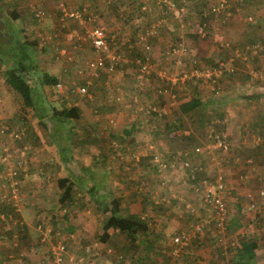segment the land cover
I'll list each match as a JSON object with an SVG mask.
<instances>
[{
    "label": "crops",
    "instance_id": "crops-1",
    "mask_svg": "<svg viewBox=\"0 0 264 264\" xmlns=\"http://www.w3.org/2000/svg\"><path fill=\"white\" fill-rule=\"evenodd\" d=\"M36 1L37 4L39 3L42 4V9L46 10L48 17L44 18L43 20L40 19L38 20V22H36V18L33 16V12H32L33 9L35 10L36 8L34 7L36 4L34 2L32 6H30L31 9L28 8L30 13L29 16L32 18L33 22L27 23L26 22L27 20L23 21L21 24L20 22H17L20 25L19 27H17V29H19V31L22 32L23 34L22 38H26L27 41L30 40L29 41L30 51H31L30 58L32 57L35 68L29 70L26 73V75L33 85L34 97H36L37 100L39 101V95L38 93L35 92V88H34L35 84H33L31 77V74L35 75L36 72H39V75L37 77V79H39L38 83L42 85L44 90L45 87L49 89V91L53 95L52 98H48V99L46 98L47 99L46 104L39 102L41 105L39 106V104L37 103L36 104L37 109L25 107L22 104V99L20 95L14 90L10 89L6 84H4V76L2 75V82H0V101H1L0 128L2 129V133L4 131L9 133L14 130L23 133L21 137L24 135L25 142H23V144L19 143L21 137L18 139H14V141H12L13 143L11 144L13 148H20L24 145L29 147L28 154L25 155L26 158L25 173L22 176L21 175L19 176L21 177V181L19 184L21 186L20 193L22 197H24L23 190L25 189L23 187V184L27 183L28 184L27 186H30L28 190H30L31 193L35 196V199L37 198L36 200L38 202H41L44 195L43 194L44 191L49 192V189H51L52 193L56 194V192L57 193L60 192L59 182L61 179H64L66 181L68 180L71 181L73 179L74 182L78 183L79 190L82 193L85 191V194L88 197L89 202L94 203L93 201L95 200L92 199L87 192L88 187L94 184L95 189H97L96 192L98 193L96 195L101 194L105 186H109V185L111 186V182L113 181L112 176L117 170L116 168L111 166V162L113 163V160H111V158L116 156L118 152H115L113 150L114 148H110L108 150L107 149L108 147H104V145H102L101 134H104L106 137L109 134L110 136H115L112 135V133L110 132H115V130L118 127L112 128L113 125L110 126L109 133L103 132L102 129H100L99 127H106L105 122L111 124L113 118L114 121H116V118L119 119V116L123 111H121L118 106H116V109L112 112L107 111L108 110L106 106L107 100L105 99V97H108L110 100H112L113 95L116 93V90H120V94L122 96H125L124 94L126 91V100L130 102L131 105L130 109L126 110L127 114L131 112L130 118L129 117L127 118V120L130 119V122L128 123V125L125 124L122 125L119 134L116 133L117 139L123 140V141H119V140L117 141L122 144L124 142L125 137H129L128 135H130L131 131L133 129H136L138 124H142L141 122L133 119V116L134 113H139L137 109H141L142 108L140 107L141 105L145 106V104H147L148 101H150L151 95L147 100H144V97H147L152 92L151 90H154L156 87H160L164 85V89L167 92L162 93V95L163 98H165V100L167 101L168 95L169 98H172L174 94H176V96L181 97V95L188 92L189 89L185 90L184 93L182 92L180 93L176 89L180 88L183 83L177 86L171 85L168 81H165L164 79L162 80L165 81V83L163 81H160V77L158 76V72L160 71V68L162 67V69H165L166 61L161 57V51L166 46L165 42L168 39L167 36L170 37V32L168 30L165 32L159 31L157 35H155L154 37H150L148 39L149 42L151 43L150 51H152V53L150 54L152 56V60L155 62L153 63L154 69H151L152 71H154V75H151L153 76V78L150 80L151 76H149L147 78L148 81L150 80L149 83L148 84L145 83L142 85H138L136 80L134 79L135 67L132 66L133 60L136 57H139L138 54H141L139 52H142L140 48L141 42L140 41L139 43L137 42L138 36L141 35V32L139 30L138 32L135 33V27L139 26L140 24L139 21L142 19V17L148 20L154 14L160 13V11L151 2H150L151 5L149 6V9L151 11L145 12V14L143 11H141L140 6L137 5L136 7L138 9L135 15L132 16L129 15V17H127L128 21L126 22H128L129 25L124 27L120 22V18L118 17L121 15L112 14L111 11L109 10L114 0H101L103 3H101L99 0H52L56 3L55 4L56 6H54L52 2L48 0H36ZM143 2L144 5L148 6L146 0H143ZM130 4L134 6L133 2H131ZM253 6L254 5L251 6L250 3L248 5V9L247 7H245L240 11L239 14L253 11L252 9ZM14 8H15L14 10H16L17 5ZM82 9H84L83 17L93 14L95 15L94 16L95 19L89 21L84 20L83 23H79L77 20L75 21V19H73L72 17L68 18L63 16L64 10L80 11ZM262 11L263 10H259L260 12L259 14L263 17L264 12L262 13ZM127 12L128 10H126L125 15H127ZM254 12L256 13L255 14L256 17L258 10L256 9L254 10ZM237 14L238 12H234L232 16V19L235 20V22L237 19H241L239 17V14L238 16H235ZM121 18L123 20L124 19L126 20V17L124 16H122ZM256 18L262 20V18L260 17H256ZM164 19L166 20V18ZM174 21L178 22L179 19L176 18V20ZM229 25H227L228 27H225L224 30H222L221 32L219 31L217 34L221 37L233 35L235 37L238 36L237 38H241L242 37L241 32L243 30L244 31L248 30L247 27H240L238 23L235 24L230 23ZM92 26L104 27V30L106 31L107 35L112 37L111 43L113 45L116 44L118 48L121 47L119 43H121L123 46L125 45L126 47L127 45L128 46L131 45L130 48H124V49L119 48L126 54L128 63H123L120 66H118L116 68L118 69V71L108 72L104 68V66L107 64V61H104L103 67L100 68L95 67L94 60L96 57V52L94 51V48L91 46L90 42L82 39L81 36L87 28H90ZM129 30H132L130 35L132 39H129L130 42L128 44L126 43L128 37H125L123 33H125V35L126 34L129 35L128 33ZM134 33L135 36H133ZM184 39L187 40L188 38L184 36ZM119 40L120 42H118ZM189 42L190 41L187 40L188 44H190ZM202 43L203 42L197 43L198 47L201 46ZM203 49L206 51L204 52L205 55L208 54V56L211 57L212 54H214V50H216V52L217 50H222L217 48L215 49L212 45H210V47L208 46L201 47V51ZM154 50H156L155 54L153 53ZM30 51L28 53H30ZM88 52H90V54H88ZM257 59L258 58H256L254 62L241 61L240 63H238L239 61H237L235 62V65L233 67V74L232 75L230 74L229 77L226 75H223L221 77L219 81V85L221 88L220 102L219 100H213L211 98L212 94H209V97L206 96L203 97V95L201 94L202 92H200L201 89L200 86H203L204 83H199L198 86L199 87L198 94L200 95V101L202 102V104L207 102L208 106L220 112L221 115L220 118H218V120L222 121V123L217 125L216 130L222 131L225 134L230 148L229 150L230 152L227 153V156L222 158L226 170L225 183L227 188L229 189V193L226 198L227 207H228V219H227V224L226 222L224 223V227L226 225L227 229L223 228L219 230L212 226L208 228L210 232L216 231L220 234H224L225 232V234L227 235V230H229V228L234 227V230H232L233 232L229 231L230 234H229V239L227 241L226 240L223 241L224 239V235H223L221 242L224 244L227 243L230 239H233L231 237L232 233H235L237 235L241 225L244 223L243 222L244 216H250V213L248 211H244V206L246 204V200L244 199L245 198L244 194L246 193L247 190H249L254 194V198L258 206L264 207V196L257 195L258 190L260 188L264 189V165H262V162H264V88L262 89L258 88L256 86L257 83L254 84L255 82H253L255 79L259 80L260 77V75L258 77L259 71L257 68V66H260V64H257L258 63ZM5 63L7 64L8 61H5ZM10 65H11L10 61L6 66L3 65L2 74L4 70ZM252 65L255 67V69H257L255 70L256 72L252 71L251 69L253 67ZM121 68L123 69L121 70ZM42 73H47L48 75L54 76L56 78L55 83L60 82L62 84V89L60 91L55 90L53 87L55 83L50 85L41 84L40 77ZM102 73H103V79L101 77L98 78L99 75H101ZM236 74H238L237 77H235ZM120 83H125L126 85L130 83V87L132 90H124L118 88V85ZM81 84L86 85L87 93L85 95L80 96L66 91L76 85H81ZM237 85L246 86L245 92L240 93L238 91ZM93 86L97 90L96 94H95L96 90L92 94L94 90V88L92 89ZM204 86H207V84H204ZM103 87H106V89L108 88L106 92L104 89H102ZM166 87L168 88V90ZM206 88L209 90L208 87ZM130 91L132 92L131 94L129 93ZM172 93L173 95H171ZM92 98L100 99L99 101L101 102L102 107L99 106V103L98 105H96L97 106L96 107L94 103H92L91 101ZM19 100H20V105L17 106L16 104L17 101ZM54 103L56 105H54ZM14 105L15 107H13ZM136 116L140 118V115H136ZM109 119H111V121H109ZM247 119H248L247 126L243 127L242 124ZM206 126H207V122H206ZM70 131L74 132L75 137L79 136V134L82 136L83 132H85L84 137L82 138L83 144H80L79 140H77L76 137V142L78 144L77 150L78 148L82 150L80 151L81 160L80 161L79 159L76 160L77 163L80 162V165L78 167L79 173H77V175L74 176H72L71 172L68 170L66 166L67 161H64L62 158L64 152L66 153L73 152L74 155L76 153L75 149H73L72 147L73 145L71 143ZM93 131H97L96 135L98 136V139H94V140L89 139L88 132L91 133ZM181 131L183 132V130L180 129L179 127L176 128L175 133L179 135ZM184 131L187 132L188 130H184ZM253 139L256 140L254 141ZM144 140H147V138H144ZM127 141H129V138ZM84 144L86 146H84ZM130 144H132V141L130 142ZM164 146H167V144L161 145V147L163 148L162 151L165 153H160V154H162L165 157L167 156L166 151L169 150L168 149L169 147L167 146V148H164ZM83 149L86 151H83ZM79 155L80 154L78 153V156ZM235 155H238V160L237 157H234ZM163 156H161V158H163ZM257 156L263 159L260 158L259 159L257 158V160L254 159ZM251 158H253V164H249L252 161ZM246 159H250V162L246 163L245 162ZM148 161L152 162L151 160ZM203 161H205V159L204 160L197 159V161L195 160V162H192L193 164L197 163L203 167V170L198 171L199 173L198 178H196V180L194 181H191L187 178V170L185 167L181 165V160L178 159V161L176 160L175 163H169L170 167L176 164L174 167H172L174 170L170 168L171 171H176V170L179 171L173 174L172 177L173 179L168 185H167L168 181H165V179L163 180V177L159 175L160 182L164 181L165 186L161 188L162 189L161 191L160 190L156 191L157 193L155 197L161 198L160 197L161 195L169 194V197L165 198L166 201L171 199L172 197L178 198L180 202L184 204L185 207H188V205L196 206L197 211L202 214V217H199L200 219L202 220L208 219L204 217L206 216L210 217V213L204 208L202 204V199H201L202 189L201 186L197 184V182L199 181V178H201L206 171H209L211 169L212 163L209 161V158L207 162L203 163ZM166 162H169V160H166ZM166 162L163 161V159L162 161H160V163H162L161 164L162 166H165ZM151 164L154 165L153 163ZM149 167L146 168L142 167L141 169L144 170L143 172L148 174L149 171H147V169ZM136 172H140V171L138 170ZM124 173L129 174L130 171H122V174ZM167 175L168 173H166L164 176ZM250 175L255 176V179H258L260 180V182H262L256 188V190H250L248 187H244V185L242 187H238V184L240 183H237V178L235 177H238V180L244 183L247 181L246 179L247 176ZM150 177H151L150 175H147V177H144L143 179L144 180L143 182H145L147 187L151 184H155L156 182V179L154 177L152 178ZM80 178H81V183L76 181L77 179ZM44 181H47V183L45 184ZM148 190L149 192H151V189L148 188ZM34 191L37 194L34 193ZM151 197L154 196L152 195ZM44 198L47 199L45 195ZM172 201L175 200L173 199ZM26 204L27 203L25 202V206ZM125 206L128 207L129 212L132 214H140L143 211L142 209L141 211L134 212L129 205L125 204ZM141 207L143 208V205H141ZM25 208L27 209L28 212L27 214H26V210L23 209L22 207V210L20 209V211L15 212L14 216L17 217L16 219L17 222L22 221L21 217L24 218L25 221L22 222V225L25 227L26 234L24 232V237H26L27 239L30 236L28 231H31V233L35 232L38 235L36 227L35 229L33 227L35 225L36 218H39V214L35 215V217L33 216L34 221H32V212L35 211L34 210L35 208H39V205H34L29 207L26 206ZM175 210L176 211L174 210L172 211L174 214V216L172 215V217H170L169 214L165 213L164 221L167 222L169 227L172 228L176 227L177 232L179 231V228L183 229L186 227L189 230L193 231V236H194L195 233L193 230V225H192L193 223L191 222L193 220V216L191 215L192 220L190 221L188 220L186 213L185 215H183V211L180 212L179 209H175ZM167 212H171V211L168 210ZM262 214L264 215L263 212ZM241 215H244L242 221H241V217L239 218V216ZM53 224L59 225L57 224L56 221ZM150 226L151 228H153L151 224ZM263 229H264V225L261 226V230ZM150 235L153 236L152 231L150 232ZM252 236L256 240L258 247L261 241L260 239H258L259 238L258 232L254 235L252 234ZM75 238H76L75 243L88 244L94 242V241L91 242L84 241L83 239L77 237ZM204 239L205 237L201 239L202 240L201 242L200 241L198 242L205 243ZM37 242L39 241L37 240ZM97 242L99 241L97 240ZM106 243L107 241L98 243L100 247V251L102 250L101 248L102 245ZM74 246H75L74 243L69 244V247L67 249L68 254L72 253L71 250L74 248ZM45 255L46 252L40 253L35 258V261L32 264H38L39 259ZM260 256L262 259L264 255L262 254ZM260 256L256 254V249H255L254 258L248 264H258L259 263L258 258H260ZM105 260L106 259H103L100 254L97 261L92 260L93 263L91 264L111 263L110 260L109 261L106 260L108 263H106ZM202 263H204V261H201L198 264H202Z\"/></svg>",
    "mask_w": 264,
    "mask_h": 264
},
{
    "label": "rangeland",
    "instance_id": "rangeland-1",
    "mask_svg": "<svg viewBox=\"0 0 264 264\" xmlns=\"http://www.w3.org/2000/svg\"><path fill=\"white\" fill-rule=\"evenodd\" d=\"M5 1H8V4H10V3L16 4L17 8L15 10V13L8 14L6 16L4 15V13L3 14L0 13V49H2L1 51L4 54H6L5 52L8 51L10 48L11 49L13 48L16 51L17 48H15V44H14L15 40H13L14 39L13 32L17 33V31H16L17 27L20 26L17 22H20V24L25 20H27L26 21L27 23L33 22L32 18L29 16V14H30L29 9H31L30 6H32V4L34 2L37 3L36 0H5ZM48 1H51L52 4L54 6H56L55 5L56 3L54 1H52V0H48ZM99 1L101 3H103L101 0H99ZM137 1H135V0H114V2L112 3V6H110L109 10L111 11L112 14H115V15L120 14L121 16H118L120 18V22L122 23V25L124 27H126L129 25L128 22H126V21H128L127 17H129V15H131V16L135 15V13L138 9L136 7ZM158 1H160V0H156V2H158ZM210 1L211 2H209V4H211L213 0H210ZM235 1L236 0H227L228 5H233L235 3ZM131 2L134 3V6H132L130 4ZM237 3L241 4V2H239V1ZM261 3L262 2L257 3L260 5L256 6L257 10H258L256 17H260V18L264 19V16L262 17L259 14L260 13L259 8H262L264 2H263V4H261ZM211 5H213V4H211ZM4 6L5 5H3V7ZM241 6L247 7V9H248V5L242 4ZM126 10H128L127 15H125ZM260 10H262V9H260ZM239 13L240 12H238V14ZM238 14L235 16H238ZM254 14H256V13L255 12H253V14H250V12L241 13V14H239V17L241 19H237L236 22H235V20L232 19L233 15H231V17L229 15L227 17V19L225 20V22H226V25H229L230 23H234V24L238 23L240 27H247L248 23H246V22L248 21V18H246V17L249 15L253 18ZM14 15L16 18H13ZM263 15H264V13H263ZM122 16L126 17V20L125 19L123 20L121 18ZM254 17H255V15H254ZM256 17L253 18L252 20L255 19L256 21H261V19H257ZM42 20H43V18H42ZM141 21H145L144 17H142V19L139 21L140 26L135 27V33L141 29L142 24H143ZM166 22L168 23L166 25V27L168 28V31L174 32L173 30L176 28V26H173L170 19H167ZM262 23L264 24V20L262 21ZM213 25H215V23ZM13 28L16 30H11ZM229 28H231V27H229ZM259 31H260L259 34L264 35V29L263 30L261 29ZM131 32H132V30H129V32H128L129 35L128 34L125 35V33H123V35L125 37H128V40H126V43L130 42L129 39H132L130 37ZM135 33L133 34V36H135ZM180 34L182 35V38L184 40L183 28H181ZM167 37H168V39L166 40V42H169L170 37L169 36H167ZM237 37L238 36L235 37L232 35V36H225V37H220V38L221 39H228L231 42L237 43V42H240V40H241V39H238ZM242 41H243V39H242ZM118 42H120V40ZM200 42H203V43L199 47H198V45H193V44H187L186 45V46H188V48H187L188 54L186 56L190 57L191 59L196 58L198 61L197 60H194V61H196V63H198L200 66H202V67H200V66H198V67L206 68L208 65H212L214 62L219 61L221 58H224V56L226 55V52L222 51V50H217V52H216V50H214V54H212V57L208 56V54L205 55L204 52H206V51L204 49L201 51V47H206V46L210 47V44H209L210 42H208L207 39L202 40V39L197 38L195 40V44L200 43ZM119 45L121 46L119 48H122V49L125 48V45L123 46L121 43H119ZM115 46H117V45L115 44ZM166 48H167V46H165L161 51V57L165 61H166V59L163 57V54H164V51ZM148 53H152V51H148ZM153 53L155 54L156 50H154ZM263 53H264V50H262L261 53L257 51L256 54H252L254 56L253 58H258L257 64H260V66H257L258 71H259L258 77L260 75L259 80L255 79L253 82H255L254 84L257 83L256 86L258 88H261V89L264 88V81H263L264 80V54ZM88 54H90V52H88ZM2 58H6V57H2ZM179 58H180V56H179ZM241 58H242V61H244L243 58H245V57L241 56ZM241 58H240V60L237 59L236 62L239 61L238 63H240ZM154 60H157V59H154ZM3 61H0V82H2L3 65L6 66L9 63L8 62L6 64L5 63L6 60H3ZM187 62L188 61L185 62V59L183 61L181 60L180 63L178 62L179 65L176 66V69H174L171 66L172 64L168 65L165 62V69L166 70L167 69H173V71H177L179 69H183L185 67V65L183 66V64L187 63ZM149 64L152 65V66H150V70L154 69L153 63L149 62ZM122 69L123 68H121V70ZM251 69L253 72H256L255 70H257V69H255L254 66ZM261 69H262V72H261ZM121 70H119V71H121ZM116 71H118V69H116L114 72H116ZM166 73H168V71H166ZM38 75H39V72H36L35 75L31 74L33 84H35L34 85L35 92L38 93V95H39V102L46 104L47 99L52 98L53 94L46 87L44 90L42 85H40V83H38L39 82V79H37ZM237 75L238 74H236L235 77H237ZM100 77L103 79V73L101 75H99L98 78H100ZM261 77H262V79H261ZM152 78H153V76H151L150 80ZM222 80H223V78H222ZM149 81L147 79L146 83L148 84ZM201 83H204V82L201 81ZM180 84L181 83H176L175 86L180 85ZM204 84H206V83H204ZM94 86L92 87V89L94 88ZM186 86H181L180 88H177L176 90L184 93L186 90V88H184V87H186ZM237 86H238V90L240 93L245 92L246 86H242V85H237ZM118 88H121L124 90H132L130 87V83L128 85H126L125 83H120L118 85ZM200 88H201L200 92H202L201 94L203 95V97H205V96L209 97V90L203 86H200ZM102 89H104L106 92L108 88L106 89V87H103ZM248 89H247V91H248ZM95 90H96V88H94L92 94L95 92ZM114 90H113V92H114ZM122 92H123V90H122ZM96 93H97V90H96L95 94ZM129 93L131 94L132 92L130 91ZM207 94H208V96H207ZM124 95L125 96H122L120 94V90H116V93L113 95V99L115 101L113 99L110 100L108 97H105V99L107 100L106 101V106L108 108L107 111L112 112L116 109V106H118L119 109L123 112L119 116V119L116 118V121H114V118H113L111 124L105 122L106 127H99L105 133H109V131H110L109 127L112 125H113L112 128L118 127L115 130V132H110V133H112V135H115V136H110V134H109L106 137L104 134H101L102 135V145H104V147H108L107 148L108 150L110 148H114L113 150L115 152H118V154H116V156L111 158V160H113V163L111 162V166L117 169L116 172L112 176L113 181L111 182V186L110 185L105 186L104 190L113 191L115 196L120 197L121 205H125V204L129 205L130 208L134 212H138V211H141L143 209V211L141 213L140 212L139 213H140V215L142 214L145 217H149L148 221L150 220L149 222L153 227V228H151L153 236L150 235L152 240H149V241L143 242V241L137 240L136 248L132 249L130 246L129 240L127 241V239L124 237V235H120L116 231H110L111 235H110L109 239L107 240V243L102 245V247H101L102 250L100 251L101 252L100 254H101L102 258L106 259L108 261L110 260L111 261L110 264H185L186 262L198 264L201 261H204V263H202V264H222V263L231 264L230 260H232L233 252L232 253H229V252H231L230 250L233 251L232 247L235 244H237V240H239L238 238H240V236L236 235L235 233H232L231 237L233 239H230L225 244L222 243L221 241H222L223 235H224L223 241L224 240L227 241L229 239V234H230L229 231L234 230V227L229 228V230H227L228 236L225 234V232H224V234H220L216 231H214V232H209V230L207 232L203 231L202 235H200V237H201V239H203L205 237V239H204L205 243L193 242L194 240H191L192 244L189 245L187 248H185L186 250L184 249L185 254H186L184 258L179 257L181 255H177V256L176 255H170L171 239L174 235L177 234V230H176V227L172 228V227L168 226L167 222L164 221V216H165V213L169 214L170 217H172V215L174 216L172 211L173 210L176 211L175 209H180L181 205H178L175 202H171L172 201L171 199H175V198H171V199L166 201L165 198L169 197V194L161 195L160 196L161 198L155 197V195L157 193L156 191H158V190L161 191L162 190L161 188H163L165 186L164 181H162L164 183L160 182L159 175H161L163 177V180L165 179V181H168V183H167V185H168L171 182V180L173 179L172 178L173 174L176 173L177 171H179V170L171 171V169L174 170L172 167H174L176 164L173 165L172 167H170L168 165L169 162H171L175 158L172 154H170L171 153L170 150L171 151H178L181 148H184V149L188 148V151H190L197 144L192 145L193 143H187L183 139L176 138V136L181 137L182 133H187L188 131L187 132L183 131L179 135H177L174 132L171 133V135H174L175 137H169L170 135H165V133L162 132L163 131L162 128H164L163 124L161 123V121H157L159 116H156V118H155L156 123H153L154 118L148 119V117H147L148 113H146V109L149 108L150 106L157 113L161 112V110H158V108H162V111L166 112V115L169 117V119H176L177 110H176V107L173 103L174 100L172 98H169L171 100L170 102H167L166 100H162L161 103H158V102L153 103V102H151L152 100H150V101H148L147 104H145V106L141 105L140 107H142V108L137 109V111L139 113H134L133 119L141 122L142 124H138V126L140 125L139 128L137 126V128H136L137 130L133 129L131 131L130 135H128L129 137H125L124 142L122 144L119 143L117 141L119 139H117L116 133L119 134V131L121 130L122 125H124V124L128 125V123L130 122V119L127 120V118L128 117L130 118V115H131L130 114L131 112L129 114L126 113V110L130 109V106H131L130 102H128V100H126V91H125ZM116 96L119 97L118 100L115 98ZM148 98L149 97H144V100H147ZM99 100L100 99H93V98L91 99L92 103H94L95 106L98 105V103H99V106L102 107L101 102ZM12 101H13V99H12ZM0 103H1V101H0ZM165 104H167L169 106L171 105V106L169 108H167V105H165ZM16 105L17 106L20 105V100L17 101ZM54 105H56V104L54 103ZM57 106H59V105H57ZM13 107H15V105ZM198 108H200L199 113L196 112V113L191 114V117H194L195 121L196 120L198 121V124L193 126V123L191 121L190 122L188 121L189 120L188 117H187L188 120L186 118L182 119V123L184 125H188L187 130L192 131L195 134V136L197 138H199V141H200V140H204L207 137L209 127H208V122H207V126H206L205 116H202V113H204V108L206 109V105H204V106L202 105ZM208 110H210V109H208ZM136 115H140V118H138V116H136ZM158 123H159V125H158ZM175 123L177 124V121H175ZM247 123H248V119L243 122L242 126L246 127ZM160 124H162V125H160ZM158 129H160V130H158ZM84 134H85V132H83L82 136L80 134H79V136H76L77 140H79L80 144H83L82 138L84 137ZM96 134H97V131H93L91 133L88 132L89 139H93V140L98 139V136ZM70 137H71V143L73 145L72 147H73V149H75L76 153H75L74 157H72V159L69 162H67L66 166H67L68 170L71 172L72 176H74V175H77V173H79L78 167L80 165V162L77 163L76 160L77 159H79V161L81 160L80 151L82 149L78 148V150H77L78 144L76 142V137H75V134L73 131H70ZM143 137L147 138V140H144ZM128 138H129V141H127ZM141 138H143V139H141ZM10 140H11L10 133H8L6 131H4L3 133H0V142L4 143V145H6L8 143H12V141H10ZM253 140L255 141L256 139H253ZM119 141H123V140H119ZM131 141H132V144H130ZM94 144H95V142H94ZM162 144H165V145L167 144V146L169 147L168 148L169 150L166 151L167 153H169L168 157L167 156L164 157L162 154H160V153H165L162 151V149H163L161 147ZM84 146H86V145L84 144ZM167 146H164V148H167ZM83 151H86V150L83 149ZM78 153L80 154L79 156H78ZM159 154L161 156H163V158H161V156ZM257 158L259 159L260 157L257 156L254 159L257 160ZM162 159L165 162L168 159L169 162H166L165 166H162L161 165L162 163H160V161H162ZM251 159H252V161L249 164H253V158H251ZM260 159H263V158H260ZM148 160H151L152 162H150ZM246 160H245V162H246ZM151 163H153L154 165H152ZM203 163H205V161H203ZM149 165H150V167H149ZM203 166H204V164H203ZM142 167L143 168L149 167L147 169V171H149L148 174L143 172L144 170L141 169ZM26 170H27V168H26ZM30 170H32V169H30ZM138 170L140 172H136ZM122 171H130V173L129 174H126V173L122 174ZM132 171H133L134 176L132 174ZM134 172H136V173H134ZM138 173H140V174H138ZM166 173H168V175L164 176ZM147 175H150L151 176L150 178L154 177L156 179L155 184H151L147 187L145 182H143L144 177H147ZM235 178H237V183H240V184H238V187H242L244 185V187H248L250 190H256V188L262 183V182H260V180L255 179V176H252V175L247 176V178H246L247 181L244 183H242L240 180H238V177H235ZM20 181H21V177L18 178L19 183H20ZM71 181H73V179ZM44 182H45V184L47 183V181H44ZM19 183H18V195H17V198L19 197V201H18L17 210H13V207H12L13 201H11V200L5 201L7 195L5 197L2 196V200H4V201L0 200V264H32L35 261V258L40 253H45L48 246L54 241V236L57 234V231L53 233V236H52V234L48 235L47 233L44 235V238H46L45 244L37 242L38 236H36L37 234L35 232L31 233V231H28L30 236L27 239H26V237L25 238L20 237L19 233L15 232L16 227L13 225L12 220L10 221L8 219V214L10 213L11 216H13L14 220H16L17 217L14 216V213L20 211V209L22 210V207H23V209L26 210V214H27L28 212H27V209L25 208L26 206L29 207V206L39 205V208H35L34 209L35 211L32 212V221H34L35 215L39 214L40 217H43V216L50 215L49 213H52L54 215V219L52 221H56L57 224H59L58 226H61V225L62 226H65V225L71 226V229H72L71 232L73 231L72 232L73 237L81 238L84 241H88V242H91V241L97 242L98 236L100 235V233L102 231L101 220H102L105 213L103 210H99L100 208L96 207L95 203L89 202L88 197L85 194V191L82 193L78 187H77V189L72 188V191H71L68 198H66V196H64L62 200H59L58 199L59 195H60L59 192L58 193L56 192V194H55V193H52L51 189H49V192H45L43 190L44 191L43 194L46 196L47 199H45L44 195H43L41 202H38L36 200L37 198L35 199V196L31 193L30 190H28L30 188V186H27L28 185L27 183L23 184V187L25 189L23 190L24 191V193H23L24 197H22V195L20 193L21 186ZM148 188L151 189V192H149ZM143 192L147 193V196H148L147 198L141 197V194ZM5 193H6V191L4 190V187L0 183V196L5 194ZM34 193H36V192L34 191ZM152 195L154 197H151ZM178 201H180V200L178 199ZM25 202L27 203L26 206H25ZM3 203H5V205H3V208H2L1 204H3ZM179 203H181V202H179ZM54 205H55V208H54ZM141 205H143V208L141 207ZM263 208L264 207L259 206V209L264 213ZM168 210H170L171 212H167ZM183 215H185V214L183 213ZM203 216H205V215H203ZM243 216L244 215L239 216V218L241 217V221H242ZM245 218H246V216H244L243 219H245ZM21 219H22L21 222L25 221L23 217H21ZM262 225H264V217L257 218L256 221L253 223V226H254L253 232L247 234L248 236L249 235L251 236L252 234L254 235L258 232V237H259L258 239H260L261 241L259 243V246L256 248V254H258L259 256L262 254L264 255V229L261 230ZM33 228L35 229V225ZM48 229H50V227L46 226L47 231H48ZM22 231L25 232V234H26L25 229ZM180 231L187 232L190 235L193 234V231L189 230L186 227L183 229L179 228L178 233ZM212 231H213V229H212ZM39 232L41 233L40 235H42L43 231L39 230L38 233ZM192 237L193 236H191V238ZM230 242H232V243H230ZM97 245H99V244H97ZM229 248H230V250H229ZM184 250L181 251L180 253L183 252V254H184ZM221 251H223L222 254H221ZM119 255H122V258H121L122 261L121 262H119ZM210 256H212V257H210ZM106 260H105V262L108 263ZM258 261H259L258 264H264V256L262 259L260 256V258H258Z\"/></svg>",
    "mask_w": 264,
    "mask_h": 264
},
{
    "label": "trees",
    "instance_id": "trees-1",
    "mask_svg": "<svg viewBox=\"0 0 264 264\" xmlns=\"http://www.w3.org/2000/svg\"><path fill=\"white\" fill-rule=\"evenodd\" d=\"M137 1V0H135ZM148 3V6L144 5L143 0H138L137 1V5L140 6L141 11L144 12H150L151 10L149 9V6L152 4H154V6L160 11V13L158 14H154L151 18H149L148 20L145 19L144 21H141L142 27L140 29L141 34H144V30L150 25L153 26V28H155V33L151 36H149L146 40V42L149 44V46L151 45V43L149 42V38L150 37H154L155 35H157L159 33V31H167L168 28L165 26L168 23L166 22L167 19H170L171 22H173L174 20H176V16H174L173 14V9H178L180 11V18L178 22H173L172 24H174V26H176V28L173 30L174 32H170V41L166 42V46H170L172 45H176V44H180L186 47V49L188 48V46H186L187 40L190 41V44L193 45H197V43L195 44V40L197 38L205 40L207 39L208 42H210L209 44L212 45L215 49H222L223 51L226 52V55L224 56V58H221L220 60H226L227 58H229V56H231L233 58L231 65L234 67L235 62L237 59L240 60V56L241 55H236L233 52V49L235 47H238L241 51H243V54L245 56H247L244 61L245 62H254L256 60V58H253L254 56L252 54H250V51L248 50H244V47L246 45L250 46V45H255L258 44L261 46V48L258 50V52H262V50H264V35L262 36L259 30H263L264 29V24L262 23V21L264 19H262L260 22L256 21L255 19L252 20L253 18L251 16H247L249 17L248 21L246 23H248L247 31H242L241 32V39L240 42H231L228 39H221L217 33L222 30H224L225 27H227L225 20L227 19V17L230 15H233L234 12H240L242 9H244L245 7H242L241 5H249L251 3V6L254 5L252 7L253 11L250 12V14H253L254 10L257 9L256 6H259L260 3L263 4V0H236L235 3L233 5H228V9H222L220 10V13L218 14H214L212 13V5L213 3L217 2L218 0H213L211 4H209V2H211L210 0H160L159 2L156 3V0H146ZM169 1V2H166ZM241 2V4L237 3V2ZM151 2V3H150ZM37 4V3H36ZM34 7H36L37 9H40L41 11H43L45 14L42 17L43 19L48 17L47 16V12L45 9H42V4L39 3ZM169 4H171V6H169ZM3 5H5L3 7ZM16 4L14 3H10L8 4V1L5 0H0V13H4V15H8V14H12L15 13V7ZM262 9L264 12V4L262 6V8H259V10ZM225 11H229L230 13L226 15ZM214 12V11H213ZM144 16V15H143ZM213 16V17H212ZM246 17V18H247ZM13 18H16L15 15ZM41 18V19H42ZM166 18V20L164 19ZM214 18V19H213ZM178 19V18H177ZM158 20H160V22L158 23V25H154ZM76 21V20H75ZM212 21V22H211ZM36 22H38V20L36 19ZM215 23V25H213ZM140 26V24H139ZM138 27V26H137ZM150 27V26H149ZM148 27V28H149ZM178 27V28H177ZM12 28V27H11ZM181 28H183L184 31V36L187 37V40H183L182 35L180 34V30ZM200 28V31H198L197 29ZM11 30H16V29H11ZM17 33L13 32L14 34V39L15 40V48L16 51L12 48H10L8 51H6L4 53H2V49H0V61L6 60V61H10L11 65L9 67H7L4 72H3V76H4V84H6L10 89L14 90L15 92H17L21 99H22V104L25 107H30L33 109H37V103L40 105L39 101L37 100L36 97H34L33 95V85L30 82L29 78L27 77L26 73L35 68L34 64H33V59L31 56V51H30V45H29V41H27L26 38H22L23 34L21 31H19V29L16 30ZM245 33V34H244ZM243 39V41H242ZM223 40V43L227 42L228 45L224 46L223 44H221L220 42ZM193 41V42H191ZM142 42V41H141ZM212 43V44H211ZM142 52H139L141 54L139 55V58L141 60H143V57L147 58V62H151L154 63V61L152 60V56L150 53H148L147 51H145L142 47H140ZM30 51V53H28ZM150 51V50H149ZM187 54H188V50H187ZM264 54V53H263ZM29 55V56H28ZM135 55V56H138ZM2 57H6V58H2ZM185 62L188 61L187 63L183 64L186 66H189L192 62V59L188 56L184 57ZM195 60H197L196 58H193ZM198 61V60H197ZM242 61V59H241ZM198 63H196L197 66ZM136 64H132V66L135 67ZM199 65V64H198ZM217 66V62H214L212 65H208L210 66ZM200 66V65H199ZM162 69V67L160 68ZM230 74H233V70L229 73L226 72L225 70H223V75L226 76H230ZM154 75V71H150L149 76ZM222 75V76H223ZM41 84H53L56 81V78L54 76L48 75L47 73H42L41 75ZM202 79V78H201ZM160 81H163L162 79H160ZM202 80H191V81H185L182 86H186V90H188V92H186L185 94L180 96H176V94H174V96H172V99L175 101L174 105L176 107L177 110V116L176 119H169V117L166 115V112L162 111V108H158V110H161L160 113H157L156 111H154L153 109L147 108L146 109V113L148 119H153L154 118V122L156 123V116L158 117L157 121H161V123L163 124L162 128V132L165 133V135H170L169 137H175L174 135H171V133H175L176 128H181L183 131L188 129V125H184L182 123V119L186 118L188 120L189 118V122L191 121L193 123V126H195L196 124H198V121L194 119V117H191L192 113H199V109L198 107L202 106V105H206V109L204 108V113H202V116H205V120L206 122H208L211 119H215V118H220V112L217 111L216 109H213L212 107L208 106V103H204L202 104V102L200 101V95L198 94V86L199 83H201ZM165 83V81H163ZM206 83V81L204 82ZM211 85V84H210ZM209 85V86H210ZM177 86V85H176ZM209 86H204L203 87H209ZM164 88V85L160 86V87H156L154 90H151L152 92L147 96L149 97L151 95V102L155 103H161L162 100H165L163 98L162 95V91L158 92V90H160L161 88ZM167 88V87H166ZM214 88V87H213ZM168 90V88H167ZM221 90V88H220ZM67 92H69V89L66 90ZM178 91V90H177ZM239 91V90H238ZM165 92H167L165 90ZM181 93V91H178ZM213 90H209V94H212ZM257 94V93H256ZM173 95V93L171 94ZM199 95V97H198ZM255 95V94H254ZM244 97V94H243ZM163 98V99H162ZM169 99V95L167 97ZM212 98V97H211ZM220 95L218 97H213V100H219L220 102ZM167 99V102H170L171 100ZM167 105V104H165ZM171 106V105H170ZM169 105H167V108L170 107ZM208 106V107H207ZM165 108V107H164ZM210 108V110H208ZM163 117V118H162ZM188 117V118H187ZM160 119V120H159ZM175 121H177V124L175 123ZM205 122V121H204ZM205 122V123H206ZM160 124V125H162ZM159 125V123H158ZM216 129H217V125H216ZM160 130V129H158ZM182 133V131H181ZM178 135V134H177ZM176 138L178 139H183L185 140L187 143H193L192 145H196L195 147H200L202 146V144L206 141V139L208 140V138L206 137L204 140H200L199 138H197L195 136V134L188 130V132L182 133L181 137L176 136ZM23 142H25L24 140V135L21 137V139L19 140L20 144H23ZM13 143V142H12ZM8 144L9 150L13 151L15 149L18 148H13V146H11V144ZM4 143L0 142V156L3 155V147ZM193 147V146H192ZM193 147L190 151H188V148L184 149L181 148L178 151H170L174 157V159L169 162V163H175L176 160H187L189 162H195V160L197 161V159H201L204 160L205 162H207L208 160V156L201 150V152L196 153L194 151ZM230 148H228L227 152H223L220 153L221 156V165L224 166V163L222 161L223 157L227 156V153L230 152L229 151ZM29 149L25 152V155L28 154ZM169 152V151H168ZM63 160L69 162L72 157H74V153L73 152H64L63 153ZM24 155V156H25ZM167 156H169V153H167ZM14 157H16L14 154L12 157H10V161L9 164H12L14 162ZM234 157L238 158V155H235ZM168 160V159H167ZM169 165V164H168ZM3 166L4 164L2 162H0V173L3 170ZM170 166V165H169ZM225 172L226 170H224V175H223V179H224V183H225ZM198 174L196 173V178H198ZM76 181H78L79 183H81V178L77 179ZM226 185V183H225ZM77 187H79L77 182L74 181H66L64 179H61L59 182V189H60V195H59V200H62L64 196H66V198L69 197L72 188L73 189H77ZM97 189H95V185H91L90 187H88L87 192L89 194V196L94 199L95 201H93L95 203V206L100 208L99 210H103L104 211V216L101 220V233L98 236V241L100 243L107 241V239L110 237V231H116L118 234L120 235H124V237L127 239V241L129 240L130 246L131 248H136L137 246V240L138 241H149L152 240L150 238V232L151 230V226H150V222L148 221L149 217H145L142 214H132L129 212L128 207L125 205H121V199L120 197H117L114 195L113 191L110 190H104L102 191L101 194H98L96 192ZM226 190H228L229 193V189L226 188ZM69 193V194H68ZM141 197L143 198H147V193L143 192L141 194ZM245 197V196H244ZM175 198V197H172ZM173 200V199H171ZM175 201H171V202H175L178 205H181V208L179 209L180 212L183 211V213L187 214L188 220H192L191 215L193 216V220L191 221L193 224L195 225L196 223H201V220L199 217H202V214L200 212L197 211V207L194 205H188V207H185L184 204L179 203L180 201H178L177 198L174 199ZM227 204V201H226ZM2 208H3V204ZM180 207V206H179ZM205 208V207H204ZM206 209V208H205ZM228 209V207H227ZM207 210V209H206ZM209 211V210H207ZM107 212V213H106ZM210 213V212H209ZM50 215L48 216H43L39 218H36L35 221V227L37 225H39L40 230H44L45 226H49L50 227V231L47 233L48 235L53 236V233L57 231V234L54 236V241H61L63 243L66 244V249H68L69 244L70 243H74L76 244L74 246V248L71 250L72 252H76L77 254L81 253L83 250L84 245L83 243H75L76 238H70L69 236L71 235V226L65 225V226H58L56 224H53L55 221H52L54 219V215L52 213H49ZM204 218H209L208 216L204 217ZM227 224V220L225 221ZM48 224V225H47ZM16 227L15 232L19 233V236L22 238L24 237V232L22 230L25 229V227L21 224L18 226V224H13ZM210 227H215L214 222H210ZM216 228V227H215ZM225 229H227L226 225L224 227ZM58 229V230H57ZM37 230V229H36ZM209 229H207V226L204 225L201 230H199L198 232H196L194 234V236L192 238H190L189 242L187 245H185L183 247V250L185 248H187L189 245L192 244L191 240H194L193 242H198V241H202L200 239V235L202 234L203 231H208ZM38 232V230H37ZM210 232V231H209ZM178 233V232H177ZM41 233H38V241L39 243H43L45 244L46 238H44V240H40L42 235H40ZM63 234V235H61ZM196 238V239H195ZM239 240H237V244H235L232 249L229 250L231 252H233V256H232V260L231 264H248L249 262L252 261V259L254 258V250L257 248V242L256 240L253 238V236L249 235V236H240V238H238ZM182 250V251H183ZM186 250V249H185ZM185 250H184V254L183 252L180 254L181 258L185 257ZM220 253V252H219ZM223 253V251H221V254ZM170 255H172L171 253V248H170ZM122 255H119V262L122 261ZM177 258V257H176ZM180 258V259H181ZM185 264H193L190 262H186Z\"/></svg>",
    "mask_w": 264,
    "mask_h": 264
},
{
    "label": "built area",
    "instance_id": "built-area-1",
    "mask_svg": "<svg viewBox=\"0 0 264 264\" xmlns=\"http://www.w3.org/2000/svg\"><path fill=\"white\" fill-rule=\"evenodd\" d=\"M169 2V1H166ZM157 3V2H156ZM171 6V4H169ZM228 9V2L227 0H218L217 2L213 3L212 5V13L218 14L220 13V10L222 9ZM83 11L82 10H73V11H65L63 12L64 17H72L73 19L77 20L79 23H83ZM214 11V12H213ZM33 16L40 20L44 16V12L40 9L35 8L33 9ZM226 15L229 14V11H225ZM173 14L178 19L180 18V11L178 9H173ZM62 16V17H63ZM249 19V17H247ZM160 20H158L154 25H158ZM150 26V27H149ZM149 28L147 27L144 30V34H141L138 36L137 42H141V47L145 51L150 50L149 44L146 42L147 38L155 33V28H153L152 25L149 24ZM200 31V28L197 29ZM82 39L90 42L91 46L94 48V51L96 52V57L94 60V64L96 68L103 67L104 61H107V64L104 66V68L108 72H114V70L120 66L123 63H128L126 54L120 50L117 46L113 45L111 43L112 37L107 35L106 31L104 30V27L102 26H92L90 28H87L83 34L81 35ZM224 46H227L228 43H223V40L220 42ZM112 44V45H111ZM129 44V42H128ZM131 45L125 46V48H130ZM261 48L260 45H246L244 47V50L250 51V54H256L257 51ZM233 52L236 55H241L246 58V56L243 54V51L235 47L233 49ZM187 55V49L185 46L176 44V45H170L167 46V48L164 51L163 57L166 59V63L168 65H171L174 69H176V66H178V62L184 60V57ZM180 56V58H179ZM240 56V57H241ZM243 58V59H245ZM242 59V58H241ZM195 59H192V62L189 66H186L183 69H179L177 71H173V69H160L158 72V76L160 79H164L165 81H168L171 85H175L176 83H184L185 81H191V80H202L206 81L207 86L209 90H213L212 92V98L221 96L220 93V85L219 81L223 75V70L226 72H231L233 70V66L231 65V62L233 58L229 56L226 60H219L217 61V66H207L206 68H200L197 64ZM147 58L143 57V60H141L139 57H136L133 60V64L135 65V75L134 79L136 80L138 85L145 84L147 81V76L150 73V64L147 62ZM185 64V63H184ZM168 71V73H166ZM202 78V79H201ZM54 89L57 91H60L62 89V84L60 82H56L53 85ZM214 87V88H213ZM162 91V93L165 92L164 88H161L158 90V92ZM69 92L72 94L77 95H85L87 93L86 85H76L69 89ZM117 100L119 99L118 96L115 97ZM150 109H153L151 106ZM147 112V111H146ZM111 121V119H109ZM222 123V121H219L218 118L211 119L208 121V133L206 141L202 144L200 147H195L194 151L196 153L201 152V150L209 157V161L212 163L211 169L209 171H206L204 175L199 178V181L197 184L201 186V199L203 206L209 210L210 217L208 219L201 220V223H196L193 225L194 233L201 230V228L206 225L207 229L210 227V222H214L215 227L217 229H223L224 223L228 219V209L226 204V198L228 195V190H226L227 186L224 183L223 175L225 166L221 165V156L220 153L227 152L229 148V143L226 139L225 134L222 131L216 130V125ZM0 133H2V129L0 128ZM11 136L10 141H14V139H18L21 137L23 133L18 132L17 130L9 132ZM9 141V142H10ZM10 144V143H8ZM8 144L3 145V155L0 156V162L4 164L3 170L0 173V183L4 187V190L6 191L5 194L0 196V200H2V196L6 197V200L13 201V210H17L18 208V201L19 197L18 195V178L20 175H23L25 173V166H26V158H25V152L29 149L28 146H22L18 149H15V151H10ZM13 154L16 156L14 157V162L12 164H9L10 157L13 156ZM238 160V158H237ZM246 162H250V159H247ZM181 165L186 168L187 170V178L191 181L196 180V173L198 171L203 170V167L197 163L193 164L192 162H189L187 160L182 161ZM262 165H264V162H262ZM257 195L264 196V189L260 188L258 190ZM246 199V204L244 206V211H248L250 213V216H246L244 219V223L241 225L239 232L237 235L239 236H248L247 234L252 233L254 230L253 223L256 221L257 218L264 217L262 212L259 209L258 204L256 203V200L254 198V194L250 192L249 190L246 191L244 194ZM2 203V202H1ZM5 204V203H3ZM8 204V203H7ZM8 219L12 220L13 224L21 225L22 222H17L14 220L13 216L11 214H8ZM17 226V225H15ZM36 229L39 231L40 227L39 225L36 226ZM46 230V226L43 230L42 237L40 240H44V235L48 233ZM192 235H190L187 232L180 231L176 235H174L171 239V253L172 255H180L181 251L183 250V247L188 244L190 238ZM70 238H74L71 234L69 236ZM99 242H91L88 244H85L83 247V250L81 253L77 254L76 252L67 253L66 244L61 241H55L54 243H51L47 250L46 255L39 259L38 264H91L93 263L92 260H96L100 256V247L97 245ZM232 243V242H231ZM180 253V254H179ZM226 264V263H222Z\"/></svg>",
    "mask_w": 264,
    "mask_h": 264
},
{
    "label": "bare ground",
    "instance_id": "bare-ground-1",
    "mask_svg": "<svg viewBox=\"0 0 264 264\" xmlns=\"http://www.w3.org/2000/svg\"><path fill=\"white\" fill-rule=\"evenodd\" d=\"M158 2H159V1H158ZM94 16H95V15L92 14V15H88V16L83 17V22H84V20H85V21H87V20L89 21V20H93V19H95Z\"/></svg>",
    "mask_w": 264,
    "mask_h": 264
}]
</instances>
